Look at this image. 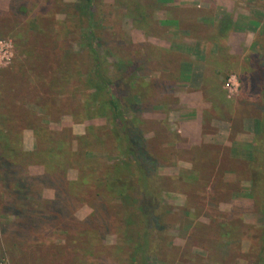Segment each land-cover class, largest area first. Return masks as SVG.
<instances>
[{"label": "rangeland", "instance_id": "1", "mask_svg": "<svg viewBox=\"0 0 264 264\" xmlns=\"http://www.w3.org/2000/svg\"><path fill=\"white\" fill-rule=\"evenodd\" d=\"M188 3L202 6V0H98L94 10L86 13V0H0V38L14 42L13 60L0 69V264L133 263L136 240L121 225L116 202L110 199L108 214L103 208L90 205L91 190L74 187L68 195L61 174H47L41 163L43 157L33 155L39 136L46 139L51 132L65 127L76 137L88 135L95 139L98 132L87 134V129L105 126L104 139H112V133L106 129L111 123L96 114L92 117L93 111L86 108L91 101L88 73L95 66L93 54L86 47L92 29L96 33L95 46L110 77L117 78L118 64L134 61L140 67L131 80L125 75L129 81L123 79L122 86L130 84L131 92L138 93L146 107L143 117H149V121L143 127L151 130L146 136L151 139L150 150L158 157L159 184L168 208L166 233L159 251H153L150 257L151 264L261 263L263 203L254 207L253 202H232L226 209L218 204L219 199L229 195L252 199L264 196L263 185H253L254 190L250 188L247 195L241 194L239 184L249 174V163L234 164L226 157V167L241 174L232 175L231 181L218 182V186L214 184L208 196L205 182L208 183L212 172L200 170L198 180L186 187L190 194L186 206H177L170 193L185 186L187 179L186 173L170 175L174 170L170 165L187 154L176 147L180 137L169 121L154 119L156 116L149 111L155 96L166 104L173 103L170 75L175 71L176 51L158 35L169 27L175 28L170 22L175 17L181 18L183 25L188 24L192 15L184 7ZM237 5L243 10L239 14L255 10L261 27L259 34H253L256 44L248 46L240 56L241 62L235 60L232 69L227 67L223 86L230 75H236L240 83L238 93L229 97L226 92L227 98L251 103L248 108L256 110L259 104L264 105V94L255 78L256 70L249 73L247 56L256 54V59L264 63V0H239ZM213 7L214 4L207 15H227L223 8ZM209 21L206 16L205 22ZM189 25L200 33L205 34L206 30L210 36L216 34L215 27L195 26L193 22ZM263 145V139L259 140L255 153L259 172L264 171ZM77 147L74 140L73 148ZM209 152L215 157L218 150ZM66 171V180L78 179L77 167L69 166ZM224 172H217L218 177L222 178ZM225 178L228 180V174ZM24 180L29 184L24 188L29 195L27 200L19 192V182ZM40 195H45L43 202ZM51 197L54 199L49 201ZM251 208L261 212L255 223L248 216L247 220L238 217L241 209ZM20 210L23 212L19 215Z\"/></svg>", "mask_w": 264, "mask_h": 264}, {"label": "crops", "instance_id": "2", "mask_svg": "<svg viewBox=\"0 0 264 264\" xmlns=\"http://www.w3.org/2000/svg\"><path fill=\"white\" fill-rule=\"evenodd\" d=\"M238 1L202 0V6L188 3L184 6L186 11L192 13L187 19L188 24L183 25V20L175 17L170 21L175 24V28L174 26L169 27L163 34L158 35L160 39L165 38V41L169 42L176 51L177 63L175 71H171L170 75L173 78L171 85L173 103L166 104L155 96L149 112L153 117H157L154 119L166 118L169 121L171 129L180 137L176 142V147L187 154L185 158H178L170 165V168L174 169L170 175L177 177L180 173H186L187 176L184 180L185 186L170 191L173 195L172 200L177 206H186L189 202L190 194L186 187L198 180L200 170L205 169V171L212 172L208 183L205 182L207 196L214 184L218 186V182L231 181L232 175L236 177L241 174L234 170L235 168L226 167L224 162L226 157L234 161V164L249 163V174L246 173L242 177L239 187L242 189L241 194L245 195L249 193L250 188V190L253 189L252 173L258 172V158L255 157V153H257V146L259 147V140L264 139V124L262 123L264 105L259 104L256 110L249 109L251 103L248 105V103L228 99L223 86L227 67L230 66L232 69L234 61H240V56L244 51L247 52L248 46H251L253 42L252 47L256 44L257 41H254L253 34H259L261 27L255 10L252 9L251 13L239 14L243 10L242 6L239 8L237 5ZM213 4V9L223 8L227 18L222 15L217 18L216 13L207 15ZM237 8L239 9L236 12ZM200 12L202 13L199 14ZM206 16L210 18L209 22H205ZM191 22L195 26L198 24L204 27H215L216 34L210 36L206 30L205 34L200 33L189 25ZM222 26H230V28L222 31ZM255 56L256 54L253 53L247 56L250 61L247 68H250L249 73H254L256 70L255 78L258 80L259 89L264 94V77L261 79L258 67V64H261L264 72V63L257 60ZM212 149L218 150L215 157H212L213 154L209 152ZM219 171H225L222 178L218 177L217 172ZM227 174L228 180L225 178ZM27 182L26 180L19 182V192H23L22 197L25 200L29 196L23 188L27 186ZM226 192L223 191V193ZM30 197L37 198L38 196L31 194ZM44 199L45 195H40L39 200L43 202ZM53 199L51 197L49 201ZM219 200L218 204L221 209H226L224 207L232 205V202L244 205L247 201L250 204L253 202L254 207H257V203H263L264 196L252 199L243 195L237 197L229 195ZM22 212L23 210H20L19 215ZM39 212L43 214L44 210ZM247 216L248 220L255 223L256 219L261 218V212L253 208L239 211V218L247 220Z\"/></svg>", "mask_w": 264, "mask_h": 264}, {"label": "trees", "instance_id": "3", "mask_svg": "<svg viewBox=\"0 0 264 264\" xmlns=\"http://www.w3.org/2000/svg\"><path fill=\"white\" fill-rule=\"evenodd\" d=\"M96 2L98 0H86V13L94 10ZM229 28L222 26L221 30ZM90 36L86 47L93 54L95 66L88 73V96L91 101L86 108L93 111L90 114L92 117L96 114L111 123V127L106 129L112 133V139H104L105 126H90L87 129V134L94 130L98 132L95 139H90L88 135L76 137L70 128L65 127L51 132L46 139L39 136L33 155L43 157L41 163L47 174H55L56 171L61 174L58 176L68 186V195L72 194L74 187L91 190L90 205L98 209L101 207L108 214V204L115 201L121 225L128 228L136 240L132 264H151L150 257L153 251L155 254L159 251L166 233L168 208L163 202L159 184L158 157L150 150L151 139L146 136L151 130L143 127L149 121L143 117L146 107L138 93L131 92L130 84L122 86V80L128 79V76L131 80L140 67L134 61L123 66L118 64L117 78L113 79L103 66V58L95 46L94 29ZM258 67L263 79V67L261 64ZM74 140L78 142L76 150L73 148ZM97 152L101 154L97 156ZM69 166H75L79 171L78 179L72 182L65 179ZM252 175L253 185L264 186V171L253 172ZM94 200L100 204L97 205ZM260 264H264V258Z\"/></svg>", "mask_w": 264, "mask_h": 264}, {"label": "built area", "instance_id": "4", "mask_svg": "<svg viewBox=\"0 0 264 264\" xmlns=\"http://www.w3.org/2000/svg\"><path fill=\"white\" fill-rule=\"evenodd\" d=\"M14 58V42L10 38H0V69L8 66ZM240 87L236 75H230L225 82V89L229 97L238 93ZM6 264V263H4Z\"/></svg>", "mask_w": 264, "mask_h": 264}]
</instances>
